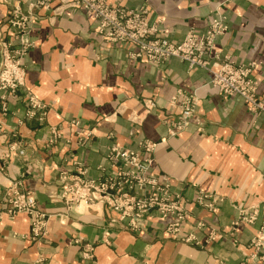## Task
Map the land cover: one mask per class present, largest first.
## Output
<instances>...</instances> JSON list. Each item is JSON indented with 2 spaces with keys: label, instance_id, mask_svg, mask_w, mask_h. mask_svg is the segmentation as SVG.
I'll return each instance as SVG.
<instances>
[{
  "label": "crops",
  "instance_id": "obj_1",
  "mask_svg": "<svg viewBox=\"0 0 264 264\" xmlns=\"http://www.w3.org/2000/svg\"><path fill=\"white\" fill-rule=\"evenodd\" d=\"M28 1L0 0V42L9 38L11 9ZM107 1L130 7L140 3ZM58 3L53 0L51 6ZM146 3L148 19L159 23L173 43L190 29L205 28L210 9L222 4L229 26L215 49L233 64L253 62L257 93L263 94L264 0ZM38 14L41 19L27 35L33 47L23 60L24 87L50 109L42 123L25 119L20 100L9 98L6 112L0 110V194L11 183H20L33 193L48 221L43 239L32 241L28 215L2 216L0 264H238L249 252L247 242L260 221L240 225L230 235L234 213L264 206V116L251 114L240 99L208 85V74L201 69L177 59L160 66L131 59L124 45L102 42L94 22L83 15L70 10ZM178 91L195 95L194 119L167 137L165 123L178 114L168 102ZM71 120L89 131L84 145L77 146L74 133L79 130ZM196 122L203 124L201 131ZM53 127L69 144L64 139L47 144ZM141 139L156 143L159 182L169 183L187 200L179 232L167 230L172 219H148L131 231L116 224L117 215L100 205L65 209L59 198L61 173H73L79 163L87 168L85 178L95 179L111 145L136 149ZM199 192L222 201L208 212L194 202ZM211 231L222 233L220 240H210ZM85 245L92 247L90 259L82 255Z\"/></svg>",
  "mask_w": 264,
  "mask_h": 264
},
{
  "label": "built area",
  "instance_id": "obj_2",
  "mask_svg": "<svg viewBox=\"0 0 264 264\" xmlns=\"http://www.w3.org/2000/svg\"><path fill=\"white\" fill-rule=\"evenodd\" d=\"M52 1L30 0L25 9L14 7L6 22L11 38L0 42L2 99H17L18 92H21L27 109L26 118L42 122L49 110L24 88L25 67L22 61L32 45L26 37L36 22L34 12L37 10L50 11L53 15H60L65 10L81 13L94 22L95 32L103 42L126 45L131 59L151 64L166 63L170 59L185 62L189 68L205 71L208 74L207 84L227 96L239 98L250 113L264 115V92L258 95L257 84L252 77L254 63L230 64L215 49L217 39L228 29L222 13L217 12L205 28L190 30L180 43H172L159 23L148 20L145 5L126 8L108 3L107 0H59L58 6L52 8ZM195 103V96L184 91L177 92L170 100V106L176 108L178 114L165 123L167 136L177 135L192 123ZM146 108L149 111L150 107ZM74 124L79 128L77 122ZM195 125L198 130H202L201 123L196 122ZM80 130L76 133L78 144L84 145L90 133ZM50 135L49 143L61 139V134L55 128L50 130ZM63 142L69 144L68 139ZM154 148L155 144L144 140L138 143L139 150L111 147L104 164L97 169L96 179L80 180L76 176L64 182L60 198L65 207L97 202L115 211L119 220H128V225L133 229L137 227L136 220L157 216L164 220L172 219L167 230L177 232L187 215V200L172 192L169 185L160 183L153 174L151 155ZM19 153L22 154L21 151ZM75 165L80 168L78 163ZM194 202L198 207L211 212L217 208L221 199L198 193ZM18 214L30 215L34 239L43 237L45 215L38 211L32 194L16 183L0 198V218H13ZM257 221H260V226L248 240L246 248L249 252L244 253L239 264H264V206L254 205L237 210L230 223L231 232L234 233L240 225L252 226ZM198 227L203 225L199 223ZM208 238L219 239V235L211 232ZM185 240L194 241L192 237ZM88 256V253L84 254L85 258Z\"/></svg>",
  "mask_w": 264,
  "mask_h": 264
},
{
  "label": "rangeland",
  "instance_id": "obj_3",
  "mask_svg": "<svg viewBox=\"0 0 264 264\" xmlns=\"http://www.w3.org/2000/svg\"><path fill=\"white\" fill-rule=\"evenodd\" d=\"M30 1V0H29ZM28 1V2H29ZM59 1V0H58ZM140 3L137 5V6H134V7H130V6H126V5H122V4H119V5H121V6H124V7H126V8H135V7H138V6H140V5H145L146 7H147V3H146V0H138ZM27 2V3H28ZM26 3V4H27ZM108 3H111V2H108ZM25 4V5H26ZM59 4V3H58ZM111 4H118V2L117 3H111ZM58 6V5H57ZM15 7H20V6H15ZM52 7V6H51ZM20 8H22V9H25V7H20ZM53 8V7H52ZM55 8V7H54ZM12 10V9H11ZM39 11H43V10H37V11H35L34 12V14H35V17H36V21L37 20H39V19H41V16L38 14V12ZM72 13H74V14H80V15H82L81 13H78V12H73L72 10H70ZM11 12V11H10ZM44 12H46V11H44ZM49 12V11H48ZM64 12V11H63ZM217 12H220V13H222V15H224L225 16V18H226V22H227V24H228V26H229V19H228V16H227V14H226V12L222 9V4H219V5H216L215 7H213L212 9H210V11H209V20H211L214 16H215V14L217 13ZM10 15V14H9ZM9 17V16H8ZM34 20H35V18H34ZM149 20V19H148ZM150 21V20H149ZM7 22V21H6ZM151 22V21H150ZM35 23L36 22H34L33 24H32V28H33V26L35 25ZM6 26H7V23H6ZM31 28V29H32ZM8 30V29H7ZM190 30H193V29H190ZM189 30V31H190ZM228 30V29H227ZM226 30V31H227ZM225 34V33H224ZM11 38V35L9 34V38H8V40ZM28 40L30 39L29 37H26ZM25 39V36L23 37V40ZM184 39V38H183ZM169 40V39H168ZM5 41H7V40H5ZM102 41V40H101ZM29 42L32 44L31 45V47L29 48V50L33 47V42L31 41V40H29ZM103 42V41H102ZM171 42V41H170ZM181 42V41H180ZM179 42V43H180ZM105 43V42H104ZM173 43V42H172ZM126 48H127V46L126 45H124ZM28 50V51H29ZM28 53V52H27ZM27 56V54L25 55V57ZM24 57V58H25ZM24 60V59H23ZM226 61H227V59H225ZM136 61V60H135ZM23 62V61H22ZM182 62V61H181ZM229 62V61H228ZM185 63V62H184ZM230 64H233V63H231V62H229ZM249 63H253V62H249ZM0 64H1V55H0ZM23 64H24V62H23ZM148 64H151V63H148ZM164 63H162V64H151V65H155V66H160V65H163ZM242 64H248V63H242ZM242 64H234V65H242ZM24 67H25V65H24ZM254 67H255V64H254ZM189 68V67H188ZM190 69H195V68H190ZM199 69V68H198ZM254 69V68H253ZM253 71V70H252ZM25 72H26V69H25ZM26 74V73H25ZM253 77V76H252ZM254 79V78H253ZM254 81H255V79H254ZM256 82V81H255ZM257 84V83H256ZM209 85V84H208ZM211 86V85H210ZM212 87H214V86H212ZM25 88V87H24ZM216 88V87H215ZM218 89V88H217ZM25 91H27V92H29L27 89H25ZM219 91V90H218ZM179 92V91H178ZM220 92V91H219ZM0 93H1V95H0V110L2 111V113H5L6 112V110H7V107H6V103H7V98H5V99H2V97L4 96V92L3 91H1L0 90ZM30 93V92H29ZM221 93V92H220ZM32 94V93H31ZM177 94V93H176ZM191 94H193V93H191ZM221 94H223V93H221ZM33 95V94H32ZM194 95V94H193ZM223 95H225V94H223ZM176 96V95H175ZM175 96H173V97H175ZM195 96V95H194ZM225 96H227V95H225ZM17 99H12V100H15V101H22V97H21V92H18V94H17ZM172 97V98H173ZM230 97V96H229ZM171 98V99H172ZM234 98H237V97H234ZM170 99V100H171ZM195 99H196V97H195ZM239 99V98H238ZM170 100H169V102H170ZM23 102V101H22ZM41 102V101H40ZM169 102H168V105H169V107H171L170 106V104H169ZM42 103V102H41ZM42 104H44V103H42ZM196 104H197V101H196V103H195V108H196ZM23 105H24V117H25V119L27 120V121H31L32 119H29V118H26V111H27V109H26V106H25V104H24V102H23ZM46 107H47V110L48 109H50L46 104H44ZM245 105V104H244ZM148 106H150V104L148 105ZM147 106V107H148ZM246 106V105H245ZM172 108V107H171ZM247 108V107H246ZM147 109V108H146ZM247 110H248V108H247ZM146 111H148V110H146ZM249 111V110H248ZM250 112V111H249ZM194 113H195V111H194ZM252 114V113H251ZM253 115H255V114H253ZM255 116H264V115H255ZM194 119V118H193ZM193 119H192V121H193ZM36 121V120H35ZM36 122H38V121H36ZM43 122V121H42ZM42 122H39V123H42ZM74 122H77L78 123V126H79V128H77L78 130L79 129H81V130H83V128H81V126H80V124H79V121H77V120H71V124L73 125V126H75V124H74ZM200 123V122H199ZM201 125L203 126V124L201 123ZM53 128H55V127H53ZM203 128V127H202ZM52 129V128H51ZM50 129V130H51ZM56 130H58L59 131V129H57V128H55ZM80 130V131H81ZM199 131H201V130H199ZM78 132V131H77ZM59 133H60V131H59ZM61 134V133H60ZM75 135H76V144H77V146L79 145L78 144V137H77V134L76 133H74ZM167 136V135H166ZM167 137H169V136H167ZM51 139V135H50V131H49V138H48V145H52V144H55V143H57L58 141H61V140H63V139H65V137H63L62 135H61V139L60 140H57L56 142H52V143H49V140ZM142 140H144V141H148V142H151V141H149V140H146V139H141L140 141H142ZM69 141H70V139H69ZM140 141H138V143L140 142ZM87 143V142H86ZM138 143H137V147H136V149H131V150H137L138 149ZM151 143H153V144H155V147H156V143H154V142H151ZM111 147H118V148H120V149H130V148H127V147H120V146H117V145H111L110 147H109V149L111 148ZM109 149H108V151H109ZM139 150V149H138ZM154 150H155V148H154ZM108 151H107V153H108ZM107 153H106V155H107ZM153 154H154V151H153V153H152V155H151V157H152V164H153V169H152V172H153V174H155L156 175V173L154 172V157H153ZM21 155V154H20ZM106 155H105V157H106ZM105 157H104V160H105ZM104 160H103V163L102 164H104ZM79 164V163H78ZM102 164H100V165H102ZM80 165V168L79 167H77L75 164L73 165V173H61V175H60V182L62 183V187H63V184H64V182L65 181H70V179H71V176H74V177H76L77 176V178H79L80 180H94V179H87V178H85V176H86V170H87V168L85 167H83L81 164H79ZM100 165H98L97 166V169H98V167L100 166ZM83 169H85V171L83 170ZM97 172H98V170H97ZM73 174V175H72ZM65 175V176H64ZM97 176H98V174H97ZM157 176V175H156ZM97 178V177H96ZM95 178V179H96ZM16 183H18V182H14V183H11L7 188H5L2 192H1V194H0V198L2 197V195L5 193V191L8 189V188H10V187H12L13 185H15ZM20 184V183H19ZM167 185H169V183H166ZM21 185V184H20ZM21 187L23 188V186L21 185ZM169 187L171 188V186L169 185ZM24 189V188H23ZM25 191H27V192H30V191H28V190H26V189H24ZM172 191V190H171ZM172 192H175V191H172ZM31 193V192H30ZM61 193H62V188H61ZM176 193H178V192H176ZM199 193H203V192H199ZM32 194V197H33V199H34V201H35V203H36V200H35V197H34V195H33V193H31ZM179 195H181L180 193H178ZM198 194V193H197ZM196 194V195H197ZM203 194H206V193H203ZM61 195V194H60ZM207 195H209V194H207ZM182 196V195H181ZM212 196H214V195H212ZM61 196H59V198H60ZM220 198V197H219ZM61 199V198H60ZM195 199V198H194ZM221 199V198H220ZM61 201L63 202V200L61 199ZM221 201H222V199H221ZM221 203V202H220ZM219 203V204H220ZM63 205H64V202H63ZM91 205H100L101 207H105V208H107L109 211H111V212H113V213H115L116 215H117V219H116V224H120V223H123L124 224V228H126V229H129V230H131V231H137L138 229H140V227H141V224L144 222V221H146V220H148V219H153V218H158V219H160L159 217H157V216H153V217H142L141 219H138V220H136V222H137V227L136 228H131L129 225H128V220H119V215L115 212V211H113L112 209H110L107 205H104V204H100V203H97V202H95V203H90V204H88V205H85L84 204V206H91ZM36 206H37V204H36ZM78 206H81V204H78V205H75V206H72V207H70V208H67V207H65V205H64V207H65V209L66 210H70V209H72V208H76V207H78ZM219 206V205H218ZM217 206V207H218ZM249 208V207H248ZM38 209V208H37ZM243 209H246V208H243ZM237 210H241V209H236V211H235V213L237 212ZM39 211V210H38ZM39 212H41V211H39ZM209 212V211H208ZM41 213H43V212H41ZM235 213H234V215H235ZM44 214V213H43ZM26 215H28L29 216V218H30V229H29V239L30 240H32V241H38V240H41V239H43V237H44V235H45V228H44V235H43V237H41V238H33L32 237V232H31V217H30V215L29 214H26ZM45 215V214H44ZM45 227H46V225H47V221H48V215H45ZM233 218H234V216H233ZM160 220H164V219H160ZM166 220V219H165ZM233 220V219H232ZM198 224H199V222H198ZM198 224H197V227H198ZM182 226V225H181ZM181 226H180V228H181ZM247 226H249V225H247ZM180 228H179V230H180ZM200 228V227H199ZM229 229H230V235H232L233 234V232H231V226L229 227ZM179 230L177 231V232H179ZM211 232H213V233H215L216 235H219V240H220V238L222 237V233H220V232H218V234L216 233V232H214V231H211ZM174 233H176V232H174ZM192 242H194V241H192ZM87 250V251H86ZM82 255L84 256V254H86V253H88V257L89 258H85V259H90L91 257H92V247H89V246H87V245H85L83 248H82ZM239 264V263H238Z\"/></svg>",
  "mask_w": 264,
  "mask_h": 264
}]
</instances>
